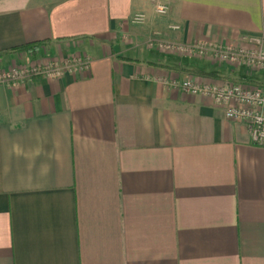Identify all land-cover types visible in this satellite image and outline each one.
<instances>
[{"label": "crops", "instance_id": "obj_1", "mask_svg": "<svg viewBox=\"0 0 264 264\" xmlns=\"http://www.w3.org/2000/svg\"><path fill=\"white\" fill-rule=\"evenodd\" d=\"M154 1L0 0V69L91 58L0 84V264H264V147L211 98L172 86H255L264 70L147 45L155 32L264 37V0H171L165 16Z\"/></svg>", "mask_w": 264, "mask_h": 264}, {"label": "built area", "instance_id": "obj_2", "mask_svg": "<svg viewBox=\"0 0 264 264\" xmlns=\"http://www.w3.org/2000/svg\"><path fill=\"white\" fill-rule=\"evenodd\" d=\"M171 0H155L154 10L165 16L170 11ZM147 16L137 13L132 23L144 24ZM180 26V25H179ZM178 24H169L171 30H178ZM242 44L222 43L211 40L180 42L165 40L160 32L153 33L147 40L148 47L166 54L181 57L208 58L216 62L233 65H245L253 70H264V37L248 36ZM91 58L78 55L62 60L53 58L45 62H30L26 65H10L0 70V84L15 86L33 81L39 77H61L65 73L80 72L88 69ZM172 86L192 95H204L223 107L227 119L245 123L250 131L252 142L264 147V82L249 85L245 82L224 80L221 82H201L191 76L183 80H174Z\"/></svg>", "mask_w": 264, "mask_h": 264}, {"label": "trees", "instance_id": "obj_3", "mask_svg": "<svg viewBox=\"0 0 264 264\" xmlns=\"http://www.w3.org/2000/svg\"><path fill=\"white\" fill-rule=\"evenodd\" d=\"M38 44H35V43H29V44H26V45H23V46H20V47H17V50L18 51H29V52H34L36 51V49L38 48Z\"/></svg>", "mask_w": 264, "mask_h": 264}, {"label": "rangeland", "instance_id": "obj_4", "mask_svg": "<svg viewBox=\"0 0 264 264\" xmlns=\"http://www.w3.org/2000/svg\"><path fill=\"white\" fill-rule=\"evenodd\" d=\"M21 52V51H20ZM22 52H29V51H22ZM32 52V51H31ZM35 52V51H34ZM34 52H32V53H34ZM32 62H34V61H32ZM35 63H37V61H35ZM14 64H16V65H21V64H19V63H11V64H9L7 67H5V68H2V69H7L10 65H14ZM29 64V63H28ZM22 65H26V64H22ZM1 70V69H0Z\"/></svg>", "mask_w": 264, "mask_h": 264}]
</instances>
